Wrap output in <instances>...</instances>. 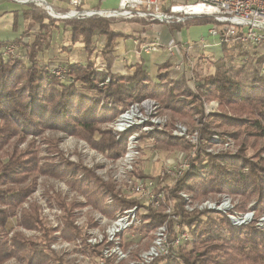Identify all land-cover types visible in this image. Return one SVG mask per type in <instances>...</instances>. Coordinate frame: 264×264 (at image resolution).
<instances>
[{"label":"trees","instance_id":"trees-1","mask_svg":"<svg viewBox=\"0 0 264 264\" xmlns=\"http://www.w3.org/2000/svg\"><path fill=\"white\" fill-rule=\"evenodd\" d=\"M23 13L25 29L13 43L19 44L22 53L28 52V63L5 58L2 50L12 42H0V264L15 258L23 264H66L65 258L51 247L56 231L45 224L38 204L24 207L40 175L65 179L87 198V203L81 204L66 201L59 194L51 197L64 213V240L81 238L85 255L99 257L103 264H113L115 258L103 256L104 245L87 244L86 230L93 222L79 228L75 222L77 208L89 205L114 218L119 212L143 205L138 199L120 197L115 186L93 170L68 160L59 147V138L52 135L60 132L84 140L107 158L116 159L126 152V139L118 141L115 134L103 130L101 125L115 121L130 104L146 98L156 100L163 111L170 112L169 127L146 135L155 137L158 148L168 151L189 153L193 148L187 139L173 136L171 127L176 122L185 120L193 124L195 117L204 115L205 102L218 101L220 107L219 114L199 119L202 123L196 128L201 140L190 159V168L172 187H167L169 199L175 201L174 215L178 220L169 219L164 210L148 209L142 215L143 223L135 229L136 234L149 235L167 224L173 233V227L179 224L190 229L194 240L176 255L161 256L150 264H264V228L257 224L264 215V75L260 70L264 56L256 59L259 68L246 81L218 71L199 79L197 88L186 85L184 80L173 83L168 62L151 73L140 62L131 73L114 74L118 41L134 35L115 30L111 22L97 16L56 20L34 6H27ZM58 22L70 28L72 46L81 43L87 53L83 65L62 64L75 76L73 83L61 82L49 73L54 61L43 64L39 60V55L52 47ZM212 23L210 18L203 17L169 25L166 28L170 36L163 30L161 40L168 43L174 31ZM36 27L39 28L34 31ZM97 36L105 39L99 50L102 63L107 66L104 72L96 70ZM229 44L234 45L232 50H240V55H249L245 48L252 47L240 42ZM223 47L229 50L228 44ZM47 133L50 135L46 136ZM213 135L224 142L233 140L235 152L208 151ZM37 139L48 154L42 164ZM22 144L25 148H21ZM135 173L146 177L141 170ZM93 186L97 190H92ZM184 192L198 201L227 194L237 202L238 214L254 211V219L249 224L234 226L222 212H189L181 196ZM109 195L113 198L111 204L106 201ZM12 219H16V226L8 228ZM21 228L37 231L40 236L28 238L20 233ZM132 245V241L121 243L124 251Z\"/></svg>","mask_w":264,"mask_h":264},{"label":"built area","instance_id":"built-area-1","mask_svg":"<svg viewBox=\"0 0 264 264\" xmlns=\"http://www.w3.org/2000/svg\"><path fill=\"white\" fill-rule=\"evenodd\" d=\"M8 1L15 2L21 6H34L56 20L85 19L97 16L107 20H124L139 23L141 24L143 33L146 29L152 28L154 34L150 42L139 44L136 41V45H140L138 53L151 55L163 50L171 57L176 56L177 60L171 72L174 76V80L177 82H179L185 74L184 53H189L195 45L207 48L209 47V43L202 38L194 43H185L176 38H172L164 45L162 44V32L160 30L163 26L184 24L196 18L208 17L213 21V23L209 25L208 35L210 38L214 39V42H218L219 45L229 44L231 42H240L245 46L252 47L264 45V0H120L118 7L115 9H83L84 0H69L70 10L67 13L57 11L47 0ZM2 52L5 58L22 60L24 64L28 63V52L24 51L22 53L19 44L13 42L9 43L3 48ZM96 70L97 72H104L106 70V65L99 64ZM49 72L61 82L73 83L75 81V76L72 75L70 69L65 65H51L49 67ZM107 82H109V80H107ZM204 105L205 116L215 114L207 110L206 103ZM152 108L153 104L151 101H147L141 107V110L145 109V111H147ZM135 110H137V104H133L130 108L128 107L124 110L120 118L112 124L113 129L119 132L118 138H120V136L123 138L127 131H131L133 134L129 135L127 138L128 146L126 152L118 159L119 161L125 159V162L117 167L111 179H114L113 181L116 183V190L120 197L134 198L138 199L140 202L148 201V203H146V205L144 204L143 207L134 206L128 210L117 213L113 222L114 230L109 232V235L113 238L110 236L105 237V240L102 238L98 239L89 233L86 237L87 244L91 246H95L104 240L107 245L104 247L103 251L104 258H112L115 256L114 258H116V261H120L127 257V252H124V249L122 250L120 248L123 242L121 235L128 229L132 232L135 231V229L143 223L142 215L146 214L148 209H160L161 199H163L164 196L165 203L167 195L166 192L163 194L161 190L157 189L158 182L160 181L163 183L167 179H171L172 182L175 183L181 179L190 168V159L193 157L190 155L180 161H177V159L168 160L166 162L167 166L159 172L157 178H135L137 175L133 176L132 173L135 171V165L139 162L141 157L140 142L142 141V138L140 139L142 133L138 134V128H136V131L135 129L133 131L131 130L133 128L131 127L132 121H134V118L137 116L134 113ZM157 126L158 124H154L153 127L150 126L152 129L150 133L157 130L155 129ZM178 131L180 133L178 136H181L179 138L187 139L191 143H194V145L199 143L198 128L191 134H187V128L184 129L179 127ZM211 141L212 145L214 144V147H217V150L220 149L219 151L231 147L230 141L224 142L217 136H213ZM209 151L213 150L210 149ZM103 179L106 181L109 180V178L105 176H103ZM112 202V196H108L107 203L111 204ZM213 205L214 207L199 206V204L195 206L192 204L191 206V204H189L186 205V210L189 212L195 210H217L222 213L231 211L228 202H223V204L218 207H216V204ZM45 207L47 206H44V214L49 215L51 209ZM55 212L56 211H54V213ZM166 213L169 215V219L172 218L174 221L178 220V217L174 215V206L173 210L166 209ZM49 217L50 221H54L51 215ZM230 219L234 226H242L247 223V220L245 222H235L231 217ZM249 220L250 219H248V221ZM52 226L56 228L58 225L52 224ZM172 231L173 233L170 232L167 224L159 227L154 234L156 239L152 242L149 249L142 255L139 254V259H135V262L131 264H150L161 256H174L181 248L191 245L194 240L190 229L185 226L175 224ZM70 243L71 242H66L67 247ZM76 243L78 246L80 243L83 245V241L79 239L76 240ZM57 244L58 243L52 244V249L56 252L59 251ZM100 264H102V261Z\"/></svg>","mask_w":264,"mask_h":264},{"label":"rangeland","instance_id":"rangeland-1","mask_svg":"<svg viewBox=\"0 0 264 264\" xmlns=\"http://www.w3.org/2000/svg\"><path fill=\"white\" fill-rule=\"evenodd\" d=\"M107 21L111 22L114 29L117 31H120V32L125 33V34H134L133 38L135 37L134 38L135 42L137 41L139 36H140L141 40H145V42H150L153 38L152 36L154 33H153L152 28L146 29V31L143 33V30L141 29V24H139L140 30H142V31L136 32V31H132L133 27H131L132 25L135 24L134 22L124 21V20H119V21L107 20ZM201 27H202L201 30L203 31L202 32L203 35H201V37L199 39L202 38V39L206 40V42L209 43V47L202 48L201 46L195 45L189 53H184L185 74L182 76V78L179 82L184 80L186 82V85L193 86V87L195 85L194 88H197V86L199 85V81H198L199 79H201L207 75L214 74L218 71H221V72L227 71L233 77L238 78V79L240 78L244 81L250 79L252 77V75L255 73L256 68H259L258 64L255 62L256 59L260 58V56H264V45L259 46V47L245 48L246 51L249 53V55H240V52H241L240 50H232V48L234 46L233 44H228L229 50H226L223 47V45H219L218 42H214V39L210 38V36L208 35L207 30H209L208 29L209 25L208 26H201ZM134 28H136V27H134ZM166 30H167V28H166ZM181 31L180 32L174 31L173 38H176L179 41L183 42L184 38L185 39H187V38L186 37L183 38L182 33L183 34L185 33V35H186V34H188L187 33L188 30L182 29ZM155 32H157V31H155ZM136 34H138V35H136ZM66 40H67V42H66ZM196 41H194V42H196ZM58 42L68 43V39L64 40V37L62 36ZM191 42L192 41H190L189 43H191ZM94 43H95V49H96L94 56L97 57L96 59L98 60V58L100 56L99 50L104 45L105 39L97 36L94 38ZM71 46H72V44H71ZM66 48H68V47H66ZM74 50L75 51L73 53L71 52L72 53L71 54V61H75L76 63L83 65L85 63L84 46L83 45H81V46L77 45V47ZM159 53H161V55L162 54H165V55H162V57H160L158 60H154V56L157 55L156 53H153L151 55L139 54V57H141L142 55L146 56L147 62H148V58H151L150 62L152 60V62H157V63H160L162 61L164 62V61L168 60V63L170 64V68L168 71L169 76H170V80L173 83L174 82L177 83V81L174 80V76L171 72L173 67H174V64L177 60L176 56L171 57L167 53H165L163 50H161ZM60 54H63L65 56L66 53L64 54L61 51ZM166 57H167V59H166ZM64 60H65L64 58L59 59V61H55L54 64H52V66L65 64L66 62ZM99 64H103V63L102 62L97 63V67L99 66ZM150 64H152L153 66L155 65V63H150ZM106 69H107V66H106ZM155 70L156 69L154 67L153 72ZM260 70H261V74L264 75V63L261 65ZM147 101H151V103L153 104V108L151 110H147V111H145V109L141 110V107ZM133 104H135V105L137 104V110L134 111V113L137 116L134 118V121H132L131 127H133V128L131 130L133 131L135 129V131H136V128H138V130H139L138 134L142 133L141 137H140V139L142 138V141L140 142V144H141V157L139 159V162L135 165V171L132 173L133 176H136L135 172L137 170H141L145 174L146 177L157 178V175L159 174V172H161L164 169V167L167 166L166 162L168 160L177 159V161H180L182 159L187 158V156H190V155L194 157L196 149L200 144V140H201L200 134H199V143L194 145V143H191L189 141L193 147L191 152H189V153H186L183 151H168L166 149H160V148H158L159 145H158L157 139L153 136L147 137L146 135H149L150 131L152 130L150 128V126L153 127L154 124L155 125L158 124V126L155 127V129L160 130V131L165 130L167 127H169L170 123H171L170 112L169 111H163L161 109V106L159 105V103L156 100L150 99V98H146L140 102L132 103L129 105V108ZM206 104H207L206 107H207L208 111H211L215 114L220 113V107H219L218 101H212V102L206 103ZM146 112H148V113H146ZM203 112H204V115H202L200 117H195L193 119V124L190 121H185V120L184 121L180 120V121L176 122L171 127V132H172L173 136L178 137V138L181 137V136H178V135H180V133L178 131L179 127H182L184 129L187 128V130H188L187 134H191V133L195 132L197 125L199 123H202L199 121V119H201V118L204 119V118L209 117V116H205V105H203ZM120 116H121V114L113 122L105 123V124L101 125L103 130L111 131L113 134H115L114 136L118 141L121 140L122 136H120V138H118L119 132L113 129L112 124L115 123L120 118ZM116 129H117V127H116ZM125 133L127 135H125L122 139H126L125 144H126V150H127V146H128L127 138L129 135H132L133 132L131 133V131H127ZM49 135H50V133H47L46 136H49ZM213 136H217V135H213ZM213 136H212V138H213ZM52 137L59 138V147H60L61 151L64 153V155L68 158V160H70L73 163L81 164L84 167H86L87 169L93 170L96 173V175L99 176L101 179H103V176H105L106 178H109L108 183H111L117 189V187L115 185L116 183L113 181L114 179L113 180L111 179V178H113L112 174L114 172H116V169L119 165H122V163L125 162L124 161L125 159L119 161L118 160L119 157L116 159L107 158L106 155L102 154L98 150L89 146V144L86 141L81 140V139H76L73 137H69V136H65L63 133H60V132L53 133ZM35 141L37 143V146H39V148H40L39 149L40 150L39 156H40V161H41L40 164H42L44 162V157L48 156V154L46 152V147H45V145L39 144L41 142L40 139H37ZM230 142H231V147H229V149H226V150H230L232 152H235L236 144L233 140H231ZM21 148H25V144H22ZM226 148H228V147H226ZM210 149L213 150L210 152H212L214 154L220 150V149L217 150V147H214V144L209 146L208 151ZM79 176L81 177L82 173H79ZM138 177L140 178V176H138V175L135 178H138ZM103 181L106 182V180H104V179H103ZM173 184L174 183L172 182L171 179H167L163 183H161L159 181L157 184V189L161 190L163 192V194H165V192H166V195H167L165 203H164L165 196L163 199H161V207H160V209H158L161 211L164 210L165 213H166V209H168V210L172 209L173 210V204L175 203L174 200L169 199L168 194H167V187L170 188L173 186ZM96 188H97L96 186H93L92 190H97ZM55 194H59L61 197L66 199V201H69V202H77V203H81V204L87 203V198L82 193H80L79 191L70 187L65 179H57V178H52V177H49L46 175H40L38 177L37 185H36V188L34 190V193L28 198L27 202L24 204V207L28 208L29 204H32V203L38 204V206L40 207L41 217H42L43 221L45 222V224L50 229H53L54 231H56L54 233V240H53L52 244L58 243L57 247H59V251L56 252L54 249H53V251L57 255L65 258L66 264H100L101 259L99 257L92 258L91 256L85 255L84 244L82 245L80 243L79 246L77 245L76 240L79 239V240L83 241V239L76 238V239L72 240L70 245L67 247V245H66L67 241L64 240V238H63V232L65 231V225H64V221H63L64 213L53 201H51V197L54 196ZM118 195H119V193H118ZM182 195L184 196V198ZM109 196H112V195H109ZM181 196L184 200L185 208H186V205H189V204H191V206H192V204H193V206L199 204V206L203 205V206H212V207H214L213 204H216V207H218V206L222 205L223 202H228L229 206L231 207L230 208L231 211L223 213V214H225L229 219L231 217L232 220L235 222H240V221L245 222L247 220L246 224L251 223L254 219V211L249 210L244 214H238L237 211H235L236 210L235 207H236L237 202L231 196H229L227 194H218L215 197H208V198L203 199L201 201L195 200L193 198V195H191L189 193H185V192L181 193ZM106 201H107V198H106ZM141 203H142V205H144V204L146 205V203H148V201H143ZM45 205L47 206L45 208L51 209V212L49 215L44 214L43 210H44ZM54 211H56V212L54 213ZM214 211H217V210H214ZM50 215L54 218L53 220L55 222L50 221V219H49ZM75 216H76L75 222L79 228L83 229L88 224H91V222H93L92 227H89L86 230V232H87L86 237L89 233L98 239L99 238L104 239L105 237H110L111 235H109L110 234L109 232L114 230L113 222H114L115 218L106 217L98 209H96L92 206H89V205L84 206L83 205V206L77 208ZM239 219H242V220H239ZM248 219H250V220L248 221ZM77 222H79V223H77ZM52 224H56L58 226L56 228H54L52 226ZM257 224H258V227L264 228V215L260 218V221ZM11 226H16V219H12L10 221L8 228H10ZM19 231H20V233H22L24 236H27L28 238H32V237L38 238L40 236V233L37 231H29V230H26L24 228H21ZM156 231L157 230H155L154 232H152L149 235H146V234H136L135 231L132 232V231H130V229L126 230L121 235L122 241L123 242L132 241L134 245L130 246L127 251H124L122 246H121L120 248L124 252H127V257L123 258L120 261L119 260L116 261V258H115V260L112 263L113 264H131V263L135 262L134 261L136 259L135 255H139V254L142 255L144 252H146L149 249L150 245H152V242L155 241L156 237L154 236V234ZM86 237H85V239H86ZM111 238H113V237L111 236ZM104 240L99 242L97 245H95L96 247L104 245V246H102L103 247L102 253L104 251V247L107 246L106 243L104 242ZM189 247H190V245H189ZM114 257H112V258H114ZM5 264H23V263H21L18 259L15 258V259H11V260L6 261ZM102 264H103V260H102Z\"/></svg>","mask_w":264,"mask_h":264},{"label":"crops","instance_id":"crops-1","mask_svg":"<svg viewBox=\"0 0 264 264\" xmlns=\"http://www.w3.org/2000/svg\"><path fill=\"white\" fill-rule=\"evenodd\" d=\"M47 1L50 2L55 7V9L59 12H64V10H67L70 8L69 0H47ZM119 1L120 0H84L83 9H92V8L115 9L118 7ZM26 7L27 6H21L19 4H16L15 2H11L8 0H0V42H14L21 37V35L24 32L25 25H26L25 19H24V13H23ZM14 24H16V27H14ZM131 27H133L132 31H136V32L142 31L140 30L139 23H135ZM134 27H136L137 29ZM201 28H202L201 26H192L186 29L188 30L187 32L188 34L185 35V33L184 34L182 33V36L183 38L186 37L187 39L184 38L183 42L188 43L190 41L194 42L198 40L201 37V35H203L202 34L203 31L201 30ZM160 29H161V32L165 30L164 34L166 32L167 34H169V31H168L169 29L166 30V26H163ZM37 30H38V27L34 29V31H37ZM53 35H54V42L50 50H47L43 54L39 55V60L41 61V63L46 64L50 61L55 62V61H59V59L64 58L65 59L64 61L66 63H70L71 65L75 64L76 63L75 61H71V54L75 51L74 49L77 47V45L81 46L83 44L78 43L74 46H71V38H70L71 30L70 28H65L64 25L60 22L57 23V29L55 30ZM62 36L64 37V40L68 39V43L58 42ZM134 38L132 36L131 39H127V40L120 39L118 41L116 51H115V56H116L115 63L112 69V72L114 74L125 75L128 73H131L132 71L130 70L133 68V66H135L137 63H140V62H144L145 69L151 73L153 72L154 67L156 69L155 71H157V68L159 65L168 62V60L164 62L162 61L160 63L152 62V60L150 62L151 58H148V62H147L146 56L142 55L141 57H139L138 46L136 45ZM137 42L144 43L145 40H141L139 36V38L137 39ZM162 43L166 44L167 41H162ZM61 51L64 54L66 53L65 56L63 54H60ZM156 54L157 55L154 56V60H158L160 57H162V55H165V54L161 55V53H156ZM84 57L86 61V57H87L86 52L84 53ZM99 62H102V59L100 56L97 60V63ZM150 63H155V65L153 66ZM14 227L15 226H11V228H14Z\"/></svg>","mask_w":264,"mask_h":264}]
</instances>
